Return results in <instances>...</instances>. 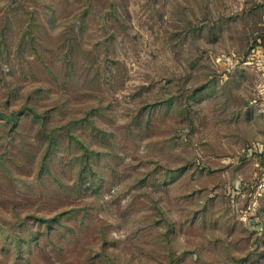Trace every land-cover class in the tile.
Instances as JSON below:
<instances>
[{"label":"rangeland","instance_id":"rangeland-1","mask_svg":"<svg viewBox=\"0 0 264 264\" xmlns=\"http://www.w3.org/2000/svg\"><path fill=\"white\" fill-rule=\"evenodd\" d=\"M0 264H264V0H0Z\"/></svg>","mask_w":264,"mask_h":264}]
</instances>
